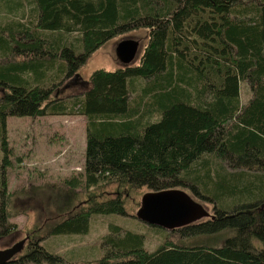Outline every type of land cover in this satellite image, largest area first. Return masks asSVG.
<instances>
[{
	"label": "trees",
	"instance_id": "16d2710c",
	"mask_svg": "<svg viewBox=\"0 0 264 264\" xmlns=\"http://www.w3.org/2000/svg\"><path fill=\"white\" fill-rule=\"evenodd\" d=\"M5 2L19 15L0 26V237L16 229L7 119L83 116L85 185L187 188L214 206L211 218L169 230L178 243L150 252L144 234L110 224L97 264H264V0ZM141 28L135 64L95 69L81 93L55 95L92 53ZM111 213L126 214L120 196L71 212L49 234L86 233L91 215ZM41 240L9 264L62 263Z\"/></svg>",
	"mask_w": 264,
	"mask_h": 264
},
{
	"label": "rangeland",
	"instance_id": "374dc122",
	"mask_svg": "<svg viewBox=\"0 0 264 264\" xmlns=\"http://www.w3.org/2000/svg\"><path fill=\"white\" fill-rule=\"evenodd\" d=\"M5 1L0 0L1 27L18 21L16 17L19 15L17 10L5 5ZM28 6L27 1L24 2V7ZM24 12L29 17L28 9ZM22 22L26 23V20ZM127 39L136 40L140 44L132 62L135 64L147 41V30L142 28L120 34L101 46L92 53L76 76L63 80L55 95L64 97L81 93L89 86V75L95 69L114 70L123 66L117 57L116 46ZM250 98L249 86L241 83V103H246ZM85 123L83 116L68 115L7 119L6 136L10 149V166L5 170L9 200L7 213L8 222L14 223L16 229L9 235L0 237V249L9 248L21 240H24L25 247L29 239L37 237L42 239L41 245L47 251L63 258L60 264H97L103 256L102 237L108 232L110 224L118 225L126 231L144 234V248L149 252L163 242H179L177 234L169 235V230L161 231V228L149 226L137 218L143 207V197L153 191L146 187L131 188L114 183L84 184L86 181L83 180L82 165ZM67 181H77L76 187H70ZM175 190L185 192L198 206L200 214H197L194 222L213 216L214 206L211 202L197 198L187 188ZM116 196H120L124 202L125 215L93 214L86 233L49 234L51 227L71 212ZM221 234L210 241L222 239L224 234Z\"/></svg>",
	"mask_w": 264,
	"mask_h": 264
},
{
	"label": "water",
	"instance_id": "95a60500",
	"mask_svg": "<svg viewBox=\"0 0 264 264\" xmlns=\"http://www.w3.org/2000/svg\"><path fill=\"white\" fill-rule=\"evenodd\" d=\"M139 47L140 44L136 40L120 41L116 46L120 62L123 65L132 64ZM142 203L143 207L137 218L146 224L167 230L193 223L197 214H200L198 206L192 199L185 192L175 189L153 191L143 197ZM23 246L24 240H21L9 248L0 249V264L12 262Z\"/></svg>",
	"mask_w": 264,
	"mask_h": 264
}]
</instances>
